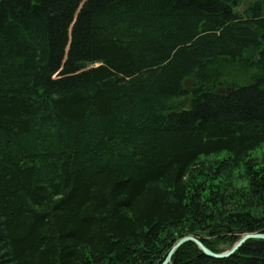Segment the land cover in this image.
<instances>
[{
    "label": "trees",
    "instance_id": "1",
    "mask_svg": "<svg viewBox=\"0 0 264 264\" xmlns=\"http://www.w3.org/2000/svg\"><path fill=\"white\" fill-rule=\"evenodd\" d=\"M245 233L264 0H0V264H161ZM170 264H264V240Z\"/></svg>",
    "mask_w": 264,
    "mask_h": 264
},
{
    "label": "water",
    "instance_id": "2",
    "mask_svg": "<svg viewBox=\"0 0 264 264\" xmlns=\"http://www.w3.org/2000/svg\"><path fill=\"white\" fill-rule=\"evenodd\" d=\"M264 240V233H245L238 241H236L229 250L221 253H214L205 247L200 240L193 236H185L177 240L173 246L167 252L164 260L161 264H170L172 255L181 247L183 244L190 242L195 244V246L207 257L214 259H224L233 255L246 241L248 240Z\"/></svg>",
    "mask_w": 264,
    "mask_h": 264
}]
</instances>
